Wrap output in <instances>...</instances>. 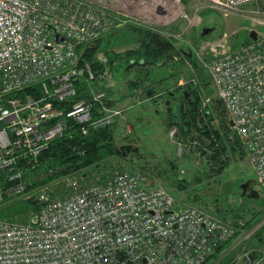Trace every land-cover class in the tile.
<instances>
[{"label":"built area","instance_id":"1","mask_svg":"<svg viewBox=\"0 0 264 264\" xmlns=\"http://www.w3.org/2000/svg\"><path fill=\"white\" fill-rule=\"evenodd\" d=\"M206 1L225 17L246 13L255 2ZM184 6L183 0H0V173L13 184L8 193L28 188L25 173L31 176L38 157L63 134L66 118L86 125L87 134L88 126L121 114L106 109V93L96 89L69 111L55 107L53 101L77 96L76 80L95 79L91 66L80 64L78 47L130 27L160 31L187 18ZM192 49L194 77L181 89L194 92L206 122L238 141L264 190V39L233 47L225 34ZM97 59L108 62L104 53ZM35 84L40 98L14 97ZM95 104L106 111L97 119ZM197 135L179 143V157L196 151ZM171 136H178L176 127ZM71 186L65 199L38 196L44 206L36 223L0 219V264H205L236 234L229 222L179 203L141 173L102 171ZM5 193L0 183V203ZM249 264H264V254Z\"/></svg>","mask_w":264,"mask_h":264},{"label":"rangeland","instance_id":"2","mask_svg":"<svg viewBox=\"0 0 264 264\" xmlns=\"http://www.w3.org/2000/svg\"><path fill=\"white\" fill-rule=\"evenodd\" d=\"M183 2L188 11L189 20L182 18L174 26L165 30L168 35H175L167 37L175 41L179 50H187L190 43L194 41L199 44L210 42L225 34L229 35V42L234 47L247 42L252 30L264 31V0H255L246 13L228 17L207 9L209 3L204 0H183ZM209 25H214L216 30L209 37L200 40L196 29ZM160 30L164 32V28ZM116 35V39L122 42L118 43L117 52L135 47L132 38H127L124 33ZM176 58L179 60H174V63L169 66V68L172 67L174 74L168 75L166 71L156 70V73L161 74L157 76L163 81L158 92L167 89L178 91L177 88L185 87L184 85L194 77L191 68L192 61L182 56ZM110 77H113L116 85L111 99L116 102V106L122 112L121 117L118 116L120 136L117 139V146L128 145L130 141L132 145L139 148V153H132L124 158L117 156L110 159L111 162L104 163V166L85 169L73 178L69 177L50 183L29 193L12 195L11 202L28 200V197L38 198L40 194H45L53 200L65 199L73 193L71 183L82 175L88 177L102 171L110 174L114 170L144 173L156 184L166 187L178 202L206 209L218 218L229 222L236 229L239 236L224 251L219 260L214 262L215 264H220V262L222 264H249V260L254 263L255 260H252L251 255L255 254L253 251L256 248H253L252 240L254 233L264 225V190L259 188L261 200L258 201L243 195L241 186L255 178L248 160L235 161V163L233 161L223 174L215 175L210 171L206 172L205 161L199 155L190 153L180 158L178 156L179 140L171 136L172 128L170 129L166 123V118L170 113L166 112L165 106L158 107L161 113L157 115L147 95L144 101L136 105L133 102L136 98L120 99L119 96L125 95L124 92L127 91V84L119 81L121 79L117 80L113 73ZM203 88L206 90L205 86ZM172 110L176 114V108ZM180 184L183 186L180 187ZM54 191L55 195L51 196ZM59 191L61 195L57 194ZM7 204L0 203V208L6 207Z\"/></svg>","mask_w":264,"mask_h":264},{"label":"trees","instance_id":"3","mask_svg":"<svg viewBox=\"0 0 264 264\" xmlns=\"http://www.w3.org/2000/svg\"><path fill=\"white\" fill-rule=\"evenodd\" d=\"M123 33L127 38L134 40V48L117 52L116 47L119 46L118 43L122 42L117 40L113 34L89 45L78 47L80 64H89L95 73V79L90 81L88 77H82L76 80L77 96L72 101H53L57 109L69 111L75 100L89 96L93 89L105 91L104 104L106 109H118L116 102L111 99L116 87L113 77H110L112 73L117 80L121 79L119 81L127 84L125 95L119 96V98L122 100L136 98L133 100L136 105L140 101H144L146 95L148 98L153 96V94L148 95L150 90H156V93L159 91L163 81L157 76L161 75L156 73L157 69L166 71L168 75L174 74V71L171 70L172 67L169 68V66L174 63L176 57L182 56L183 51L178 49L175 41L167 37L168 34L142 27H130ZM100 53H105L108 56L107 63L98 61L97 56ZM200 74L202 76V73ZM169 90L167 89V91ZM13 95L23 100L38 99L42 96V87L40 84L31 85ZM194 96L196 97L195 94ZM195 97L194 105L186 102L187 107L184 110L183 118L178 123L172 122L171 119L168 127L178 126L180 131L178 138L182 136L179 140L185 144L190 143L188 137L194 131L198 132V135L193 138L197 143L195 145L196 151L191 153L199 155L205 161L206 172L210 171L215 175H221L233 161V163L235 161L243 162L247 158L240 150L238 141L228 140L199 114V99ZM105 114L103 105L95 104L93 106V119L100 118ZM119 119L116 116L112 123L104 124L98 128L88 126L89 131L84 134L83 129L86 125L78 124L75 120L66 118L63 134L54 139L38 157L36 168L30 173L31 176L25 173L24 178L30 180V184L24 193H29L67 177H74L85 169L99 168L104 163L111 162L110 159L114 157L124 158L116 151L117 139L120 136ZM129 143L131 142L129 141ZM18 166L25 167V170L29 168L27 164L22 162H19ZM0 183L3 190H6L3 203H8L6 207L0 208V218L24 224L32 223L33 218L42 209V205L36 198L11 202V197L14 194L8 193V190L13 187L12 182L6 181L4 173H0ZM182 186L180 184V187ZM54 193L55 191L51 193V196L55 195ZM57 194L61 195L60 191ZM241 227L244 228L245 226ZM238 236L239 233L237 232L233 239L219 244L213 256L205 264H215L214 262L219 260L220 256ZM252 241L253 248L256 249L251 258L256 261L264 254V225L254 233ZM220 264L222 263L220 262Z\"/></svg>","mask_w":264,"mask_h":264},{"label":"flooded vegetation","instance_id":"4","mask_svg":"<svg viewBox=\"0 0 264 264\" xmlns=\"http://www.w3.org/2000/svg\"><path fill=\"white\" fill-rule=\"evenodd\" d=\"M156 91V90H154ZM183 92L185 91H167V92H163V93H155L153 94V99L151 100V103L154 108H155V112L157 115H159L161 113V111H159L160 106H165L166 108V112H169L170 114L168 115V117L166 118V123H169L170 120L172 119V122H177L183 118L184 115V110L187 107V101L185 100V97L183 95ZM191 104H195V99L193 94H191V100H190ZM172 108H176V114L175 112L172 110ZM131 144V143H128ZM249 183V184H248ZM246 184V192H244L243 190V195L245 196H251L254 194L253 191L250 190V188H252V190H256V186H255V182H251V181H247L245 182L243 185ZM242 185V186H243Z\"/></svg>","mask_w":264,"mask_h":264},{"label":"water","instance_id":"5","mask_svg":"<svg viewBox=\"0 0 264 264\" xmlns=\"http://www.w3.org/2000/svg\"><path fill=\"white\" fill-rule=\"evenodd\" d=\"M213 31H215L214 28L204 27L201 35H202V37L209 36L212 34ZM249 38L252 41H256L259 39V35L256 31L252 30L249 34ZM151 93H152V91L149 92V94H151ZM184 97L187 101L190 102L191 93L189 91H185ZM116 151L118 154L125 157L129 154H132V153H139V148L135 145L129 144V145H122V146L117 147ZM242 189L244 190V192H246V189H247L246 184L242 186ZM250 190L253 191L254 194L251 196L249 195L248 198L258 201L259 197H260L259 191L258 190H252V188H250ZM42 205H44V203H42ZM34 222L35 223L37 222L36 218L34 219Z\"/></svg>","mask_w":264,"mask_h":264},{"label":"crops","instance_id":"6","mask_svg":"<svg viewBox=\"0 0 264 264\" xmlns=\"http://www.w3.org/2000/svg\"><path fill=\"white\" fill-rule=\"evenodd\" d=\"M207 9H210L209 7H207ZM215 11V10H214ZM188 12V11H187ZM196 12V11H195ZM198 16H199V14L198 13H196ZM204 27H211V28H214L215 29V26L213 25V26H211V25H209V26H204ZM204 27H202L201 29H200V27L199 28H197L196 29V31L198 32V34L200 35V40H202L201 39V34L202 33H200V31L202 32V29L204 28ZM216 30V29H215ZM195 31V30H194ZM258 33V35H259V37L260 38H264V31H259V32H257ZM249 41H251L250 39H248V41L247 42H249ZM246 43V42H245Z\"/></svg>","mask_w":264,"mask_h":264}]
</instances>
